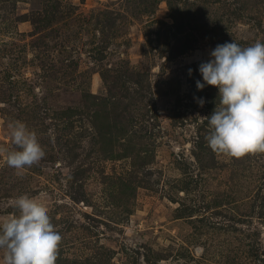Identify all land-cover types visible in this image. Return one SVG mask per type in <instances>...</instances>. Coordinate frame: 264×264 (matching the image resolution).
Returning a JSON list of instances; mask_svg holds the SVG:
<instances>
[{
	"label": "rangeland",
	"instance_id": "1",
	"mask_svg": "<svg viewBox=\"0 0 264 264\" xmlns=\"http://www.w3.org/2000/svg\"><path fill=\"white\" fill-rule=\"evenodd\" d=\"M0 264H264V0H0Z\"/></svg>",
	"mask_w": 264,
	"mask_h": 264
}]
</instances>
